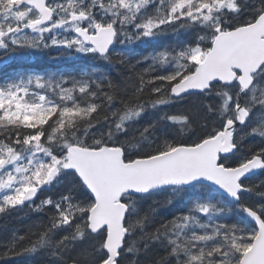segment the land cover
<instances>
[{
    "label": "snow or ice",
    "instance_id": "obj_1",
    "mask_svg": "<svg viewBox=\"0 0 264 264\" xmlns=\"http://www.w3.org/2000/svg\"><path fill=\"white\" fill-rule=\"evenodd\" d=\"M52 49L0 80V264H264V0H0V65Z\"/></svg>",
    "mask_w": 264,
    "mask_h": 264
},
{
    "label": "trees",
    "instance_id": "obj_2",
    "mask_svg": "<svg viewBox=\"0 0 264 264\" xmlns=\"http://www.w3.org/2000/svg\"><path fill=\"white\" fill-rule=\"evenodd\" d=\"M150 50L151 49H148L147 51ZM140 51H143V49H140ZM56 56V50L52 49L47 53H38L25 60L10 63L8 65H0V80L10 77L16 72H53L56 70L70 71L73 68L79 71L80 68L87 67L86 62L68 60L67 58L55 59L54 57ZM161 214L167 218H171L165 209H161ZM31 223L32 218L24 213H16L7 218L0 219V240L7 238L14 229H19L21 232L25 231L27 226ZM31 259L33 264H41L44 257L42 255H37Z\"/></svg>",
    "mask_w": 264,
    "mask_h": 264
}]
</instances>
